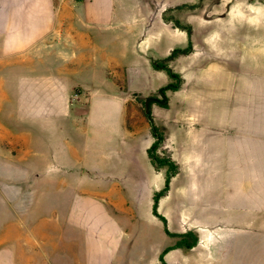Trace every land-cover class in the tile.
Returning a JSON list of instances; mask_svg holds the SVG:
<instances>
[{
    "label": "crops",
    "instance_id": "obj_1",
    "mask_svg": "<svg viewBox=\"0 0 264 264\" xmlns=\"http://www.w3.org/2000/svg\"><path fill=\"white\" fill-rule=\"evenodd\" d=\"M191 6L203 19L216 7L207 0H0V163L19 170L23 162V176L54 172L47 177L59 179L71 195L67 214L55 219L54 244L39 252L42 263L55 256L54 264H160L173 245L152 211L164 174L147 156L149 125L118 86L125 76L141 79L133 44L158 23L175 29L182 45L206 37L211 42L207 27L200 34L191 25L188 36L164 19L177 9L185 18ZM170 52L167 45L164 53ZM200 107L183 100L179 117L157 122L151 115L179 166L157 213L169 233L192 230L200 241L207 240L202 227L208 216L234 215L225 234H236L237 243L256 224L255 211L264 210V196H255L256 178L264 179V148L255 147L264 141L208 138L207 126L185 118ZM169 219L176 227H168ZM158 221L161 242L152 234ZM173 252L164 254L165 263ZM29 254L22 264H31ZM2 264H16L14 254Z\"/></svg>",
    "mask_w": 264,
    "mask_h": 264
},
{
    "label": "rangeland",
    "instance_id": "obj_2",
    "mask_svg": "<svg viewBox=\"0 0 264 264\" xmlns=\"http://www.w3.org/2000/svg\"><path fill=\"white\" fill-rule=\"evenodd\" d=\"M207 4H215L216 7L213 13L208 12L206 19L195 15L193 6L190 12H185V18L179 9L166 13L165 18L170 19V24L178 21L190 29L193 25L200 34L205 33L201 26L209 28L212 39L211 42L206 41L207 37L201 42L197 40L195 44L190 42L191 50L188 53L168 62L183 82L180 90L165 92L167 108L157 103L150 104L153 105L151 115L155 121L177 117L180 101L189 100L201 107L190 111L185 118L190 116L192 123L199 124L201 128L207 126L208 138L216 136L224 141L255 139L263 142L264 0H207ZM154 28L152 35L144 33L138 37L133 50H129L127 59H124L129 64L131 52L136 55L141 63L138 65L142 71L141 79L131 80L125 76L119 86L116 82L118 87L123 88L124 85L133 105L139 107L142 114L143 103L133 94L143 100L154 97L160 101L162 95L158 90L172 82L164 70L151 68L149 62L166 58L169 55L164 53L167 45L170 51L186 48L185 44H180V36L172 27L158 23ZM110 82H114V77H110ZM255 148L262 150L264 146ZM115 153V157L121 155ZM19 165L22 169L17 170L8 168L6 162L0 163V264L7 260L8 252L14 254L16 264H22L27 259L24 258L26 252L31 255V264H54L55 256L45 261L43 259L42 263L39 252L47 249V243L54 244L58 229L55 219L67 214L71 195L61 188L59 179L47 177L54 172L42 176H23L24 163L20 162ZM52 165L49 167L53 168ZM255 184V196L262 199L264 195L259 191L264 186V179L257 177ZM173 212L178 213L177 210ZM231 216L234 215L208 216L206 223H202V233H208L206 241H200L192 230L187 232L194 238L187 240L178 236L183 233H170L173 235V245L170 240L168 252L175 251L170 254L173 258L171 264H264V210L255 211L253 230L249 227L247 237L237 243L236 234H225L231 233L227 225L234 218ZM145 220L144 216L143 227L149 229ZM168 225L169 228L176 227V220L169 219ZM153 226V239L161 242V221ZM144 228L143 231H146ZM184 244L194 245L186 248ZM194 246L196 248L193 249ZM77 253L82 261L81 250L78 249Z\"/></svg>",
    "mask_w": 264,
    "mask_h": 264
},
{
    "label": "trees",
    "instance_id": "obj_3",
    "mask_svg": "<svg viewBox=\"0 0 264 264\" xmlns=\"http://www.w3.org/2000/svg\"><path fill=\"white\" fill-rule=\"evenodd\" d=\"M164 19L170 21V19H167L165 17H164ZM173 26L182 30V31H185L188 36L191 33V29L189 26L181 25L178 21H175L173 23ZM190 50H191V43L188 42L186 48L173 49L170 52V54L166 58H164L163 60L152 61L151 64H152L153 68L164 70L166 72L169 80H172V82L167 83L164 87H162L158 90V93H160L162 95V99L160 101L153 99L154 97L143 100L142 97L133 94V97L135 99H137L143 103V115L145 117L146 122L149 125V131H150L152 143L149 146V148L147 149V156H148L150 163L153 166V168L156 171H162L164 174V185H163L162 189L159 190L158 192H156L153 196L152 211H153V214L163 222V224L165 226L164 227L165 233L170 235V236H173V235L167 231L165 219L157 213V205H158V200L168 192L170 181L178 173L179 166L172 159L171 153H170L169 149L166 147V140H167L166 135L160 129V127H158L155 124L154 120L151 117L150 104L157 103L161 107L167 106V96L165 95V92L168 90H172V91L178 90L180 88V85L183 82L182 78H180L179 75L176 74L173 71V69L168 66V62L172 61L173 59H175L180 54L188 53ZM178 236L182 237L184 239L186 238V240L188 238L193 237L190 232H186V233L180 234ZM193 245L194 244H192V246ZM192 246H190L189 244L188 245L184 244V247H186V248H190ZM170 248L171 247L166 248L161 253L160 258H159L160 264H166L163 260V256Z\"/></svg>",
    "mask_w": 264,
    "mask_h": 264
},
{
    "label": "built area",
    "instance_id": "obj_4",
    "mask_svg": "<svg viewBox=\"0 0 264 264\" xmlns=\"http://www.w3.org/2000/svg\"><path fill=\"white\" fill-rule=\"evenodd\" d=\"M74 1H80V0H74ZM79 91H74L72 94V101H76L78 99Z\"/></svg>",
    "mask_w": 264,
    "mask_h": 264
}]
</instances>
